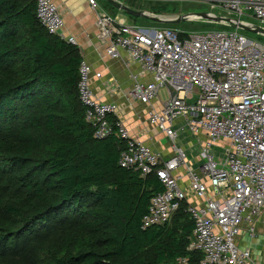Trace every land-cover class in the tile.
<instances>
[{
	"label": "built area",
	"instance_id": "2783aa9c",
	"mask_svg": "<svg viewBox=\"0 0 264 264\" xmlns=\"http://www.w3.org/2000/svg\"><path fill=\"white\" fill-rule=\"evenodd\" d=\"M35 1L37 18L48 32L78 45L62 32L65 21L58 3ZM188 1L205 4L206 12L264 23V0ZM89 3L100 9L97 0ZM97 25L108 56L120 57L123 49L140 64L130 97L149 106L148 120L171 141L173 155L165 159L132 135L116 118L117 103L97 97L91 80L101 73H94L83 55L78 96L86 121L96 138L115 133L124 141L122 167L143 177L156 174L163 183L164 190L152 197L143 217L144 228L171 222L183 202L194 222L188 250L201 258L182 256L162 264H261L236 239L243 225L255 236L256 220L264 213V44L233 26L182 32L125 22L103 10ZM161 89L166 90V99ZM178 119L201 137L202 164L199 169L187 167L186 186L177 174L187 163L185 150L176 144ZM222 139L228 142L224 155L218 156L213 148ZM192 196L201 202H189Z\"/></svg>",
	"mask_w": 264,
	"mask_h": 264
},
{
	"label": "trees",
	"instance_id": "16d2710c",
	"mask_svg": "<svg viewBox=\"0 0 264 264\" xmlns=\"http://www.w3.org/2000/svg\"><path fill=\"white\" fill-rule=\"evenodd\" d=\"M36 9L35 0H0V126L7 135L0 138V163L18 168L12 182L22 193L17 202L4 201L6 219L13 216L1 223L0 244L6 249L48 221L55 227L40 235L48 264L199 260L188 250L194 222L186 202L171 222L143 227L164 185L156 174L143 177L120 165L124 141L115 133L94 136L78 96L82 51L49 33ZM221 27L233 28H214ZM14 122L22 123L15 134ZM2 167L0 178L12 173ZM7 186L12 191L14 184ZM33 244L23 251H34Z\"/></svg>",
	"mask_w": 264,
	"mask_h": 264
},
{
	"label": "crops",
	"instance_id": "0c3cea01",
	"mask_svg": "<svg viewBox=\"0 0 264 264\" xmlns=\"http://www.w3.org/2000/svg\"><path fill=\"white\" fill-rule=\"evenodd\" d=\"M55 1L60 6L64 16L63 34L67 38L74 37L76 39L85 59L92 65L94 73H101L100 77L94 74L91 80L97 97L103 101L117 103L119 108L116 118L126 125L132 135L151 148L161 152L163 158L167 159L172 156L173 148L171 147V141L166 137L164 132L160 131L148 120L149 106L130 97V91L134 84L133 75L141 72L140 64L133 61L127 51L123 49L120 50V57L113 58L108 56L106 54L107 44L100 36L101 32L97 25V18L101 10L125 22L136 23L129 17H132V15L124 10L117 9L108 0L113 7L108 5L107 1H104L102 5L98 0V3L100 2V9H94L90 5L89 0ZM115 10H119V12ZM112 12L114 13L112 14ZM147 77L150 76L147 75ZM157 105L160 106L159 103ZM179 122L178 119L175 125ZM197 162L198 166L187 162L186 165L177 171V174L182 176L183 185L186 186L188 184V178L185 175L187 167L199 169V166L202 164L200 156ZM205 180L208 181L207 178ZM189 202L200 203L201 201L192 196ZM236 241L241 248H250L254 257L261 264H264V213L259 215L256 220L255 236L251 235L247 225H243Z\"/></svg>",
	"mask_w": 264,
	"mask_h": 264
},
{
	"label": "rangeland",
	"instance_id": "374dc122",
	"mask_svg": "<svg viewBox=\"0 0 264 264\" xmlns=\"http://www.w3.org/2000/svg\"><path fill=\"white\" fill-rule=\"evenodd\" d=\"M99 1L103 5L104 1L106 2L107 0H99ZM122 1H124L127 5L133 7L136 10H143L150 14H155L161 16L162 18H170V19L178 18L181 15H184L189 12H202L208 10L205 4L188 1V0H179V1L122 0ZM105 5L107 6L106 3ZM115 11L119 12V10H115ZM113 13L114 12H112V14ZM129 17L140 25L154 27V28L171 27L176 30H180L182 32L197 31V30L203 31V30H208L210 28L225 25L214 22H208L203 19H191L187 21H181L178 23H172V22L155 21L153 19L144 18V17L137 19L131 16ZM244 19L251 23L264 26V23L261 24L255 18L247 17ZM245 34L250 38L257 39L264 44V35L254 34L248 31H246ZM160 95L163 99H166L168 97V94L164 89H161ZM179 121L180 122L175 125V128L179 130V136L176 140V144L177 146L182 147L185 150L187 155L186 162H190L191 165L198 166L197 161L199 160V156L201 152V137L195 134L193 131H191L189 126H187L185 120L179 119ZM13 125H16V127L13 126L11 130L15 129L14 131H12V133L15 134V132L19 129V127L22 126V123L14 122ZM5 127L0 126V138L7 137V135H5L6 134ZM12 133H10V135ZM227 142L228 141L226 139H222L214 146L213 148L214 152L218 156L224 155V147L227 144ZM2 165L4 168L2 167ZM1 167L3 169L5 168L7 169V170L5 169L3 172L8 173V171H10L12 173L7 174V177L0 178V229L3 226L1 223L8 221L10 222L13 216L12 214L11 215L9 214L8 218L6 219L8 212L6 211V206H5L6 203H4V201L11 200L13 201V203L17 202L22 195L21 191L17 188L15 181L14 183L12 182V178H14L16 176L15 174L18 173V168H16L11 163L4 165L2 164V162L0 163V168ZM0 175H1V170H0ZM10 183L11 185L14 184L12 191H10L7 186V184ZM51 224L52 222L49 224L48 221L46 222V224H43L42 225L43 227L44 225L47 226L45 227V229H41V232H39L40 230L39 228H41L42 226L37 224V226L34 227V231H32V234H28L30 230L26 231L19 238H17L16 242H14V240H11L9 242V245H7L6 249L0 244V264H13L14 262L21 260H25L28 264H48L49 261L48 254L41 249L42 245L44 244L46 245V243L40 239L41 238L40 235L45 234L47 231H49L51 226L55 227L54 225ZM26 244L27 245L33 244L32 246L34 251L28 252V249L30 247L27 250L23 251L25 246H27ZM28 253H29V257H28Z\"/></svg>",
	"mask_w": 264,
	"mask_h": 264
},
{
	"label": "water",
	"instance_id": "95a60500",
	"mask_svg": "<svg viewBox=\"0 0 264 264\" xmlns=\"http://www.w3.org/2000/svg\"><path fill=\"white\" fill-rule=\"evenodd\" d=\"M108 1L111 2L112 5L115 6L117 9L124 10L128 14L134 17H144V18L153 19L155 21L172 22V23H178L181 21H187L191 19H203L208 22L227 24L233 26L234 28L252 32L254 34L264 35V26L254 24L246 20H239L237 18L229 17L226 15H218V14L202 11V12H189L184 15H181L178 18L170 19V18H162L161 16L150 14L143 10H136L121 0H108Z\"/></svg>",
	"mask_w": 264,
	"mask_h": 264
}]
</instances>
